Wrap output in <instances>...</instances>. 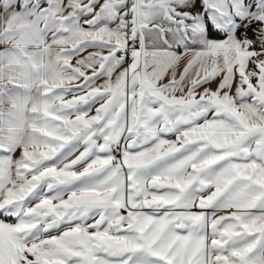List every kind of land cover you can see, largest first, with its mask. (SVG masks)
Here are the masks:
<instances>
[{"label":"snow or ice","instance_id":"6c2138e0","mask_svg":"<svg viewBox=\"0 0 264 264\" xmlns=\"http://www.w3.org/2000/svg\"><path fill=\"white\" fill-rule=\"evenodd\" d=\"M0 216V264H264V0H0Z\"/></svg>","mask_w":264,"mask_h":264},{"label":"crops","instance_id":"0c3cea01","mask_svg":"<svg viewBox=\"0 0 264 264\" xmlns=\"http://www.w3.org/2000/svg\"><path fill=\"white\" fill-rule=\"evenodd\" d=\"M250 35H251V33H250ZM88 51H94V49H89ZM85 55H87V53H85ZM130 62V61H129ZM73 63H75V61H73ZM101 82H103V81H101ZM9 89H10V91L11 92H18V91H20L19 89H17V88H15V87H13V86H9ZM66 99H71V96L69 95V96H66L65 97ZM99 105H96V107H98ZM6 107H7V105H6ZM91 114H95V112H94V109H93V112L91 113ZM168 138H170V139H175V137L174 136H170V137H168ZM78 154V153H77ZM16 155L17 156H19V152H17L16 153ZM66 198V197H65ZM219 214H224V213H219ZM0 219H5V218H0ZM9 222H14V221H12V220H9Z\"/></svg>","mask_w":264,"mask_h":264},{"label":"trees","instance_id":"16d2710c","mask_svg":"<svg viewBox=\"0 0 264 264\" xmlns=\"http://www.w3.org/2000/svg\"><path fill=\"white\" fill-rule=\"evenodd\" d=\"M0 218H4V217L0 216Z\"/></svg>","mask_w":264,"mask_h":264}]
</instances>
